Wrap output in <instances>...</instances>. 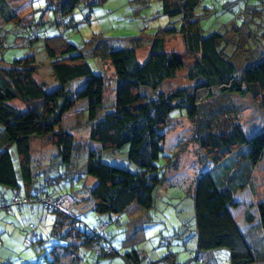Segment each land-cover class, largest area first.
I'll return each mask as SVG.
<instances>
[{"label":"trees","instance_id":"16d2710c","mask_svg":"<svg viewBox=\"0 0 264 264\" xmlns=\"http://www.w3.org/2000/svg\"><path fill=\"white\" fill-rule=\"evenodd\" d=\"M81 1L85 0H50L61 15L70 14ZM201 1L163 0L162 12L169 17H180L181 24L159 28L150 39L148 57L140 63L137 59L140 44L117 48L112 39L94 36L81 46L59 35L50 38L43 28V21L33 17L23 25L8 0H0L1 19L5 25L17 29V33H12L13 44L31 49L43 41V50L50 59L57 81V86L48 90L45 81L36 79L39 65L35 53L11 62L0 58V187L14 193L10 199L12 203L6 205L1 201V205H5L1 207L11 210V205L30 206L31 209L39 206L56 214L54 233L71 237L76 234L70 224H78L83 227L81 234L85 241L97 246L98 257L114 255L115 244L108 232L111 225L120 227L124 213L133 206L145 211L155 206L156 193L165 180L159 163L163 158L170 159L163 149L164 129L174 110L180 109L193 120L199 114L200 91L211 97L218 89L228 95H250L264 111V38L261 49L254 50V59L238 71L235 61L224 50L225 34L217 30L204 35L196 14ZM245 1L241 26L232 28L237 30L247 25L248 29L256 27L255 30L264 35L262 11L250 5V0ZM69 25L74 26V23ZM0 33L2 53L10 44L9 35ZM177 35L182 37L186 51L196 56L190 78L200 80L195 86L165 92L162 84L185 67L181 56L166 50L167 39ZM254 37L257 39L253 36L247 40L252 49L255 45L258 48ZM87 56L100 61L109 59L114 67L116 87L110 109L104 110L106 77L101 71L98 74L92 69ZM81 116H86L90 142L100 145L101 151L89 150L83 170L77 171L73 165L77 150L74 129ZM36 140L57 149L59 161L71 168L60 178L71 180L73 184L81 180L79 189L57 194L41 182L38 165L42 168L44 164L35 161L32 150ZM198 142L215 166L199 177L194 190L192 237L198 252L226 249L230 264H264V200L256 205V219L250 210L246 211L245 225H240L233 213L239 206L237 191L250 185V176L264 156V132L248 138L242 128L234 124L226 133L205 132ZM125 146H128L127 159L135 169L104 161L103 150ZM13 147L18 165L11 152ZM50 162L47 161V165L51 169ZM88 178L94 180V185L87 184ZM84 191L89 194L94 215L106 216L93 228L86 226L76 213L79 202L69 214L43 202L44 197L54 200L65 195L80 196ZM16 196L29 203L15 204L13 198ZM104 224L107 226L101 230ZM67 226L68 230L65 229ZM255 227L262 228V247L255 246ZM36 230L37 227H33L34 234ZM180 236L187 241L186 231ZM43 241L38 239L37 243ZM173 242L170 239L166 244L169 246ZM174 256L173 251L170 252L172 264L175 260L170 258ZM126 258L130 264H159L134 248ZM190 258V261L198 260L199 254L190 252Z\"/></svg>","mask_w":264,"mask_h":264},{"label":"rangeland","instance_id":"374dc122","mask_svg":"<svg viewBox=\"0 0 264 264\" xmlns=\"http://www.w3.org/2000/svg\"><path fill=\"white\" fill-rule=\"evenodd\" d=\"M8 2L23 25L29 23L33 17L36 21H43L45 23L43 28L50 38L59 35L81 46L94 36L112 39L117 48L140 44L137 50V59L140 63L148 57L150 39L159 28L179 27L181 24L180 17H169L162 12L163 0H85L68 15L57 13L50 0ZM249 4L262 11L264 16V0H250ZM245 7V0H202L196 9L205 36L217 30L225 34L224 50L233 58L238 71H242L248 62L254 59V50L261 49L264 38L262 32L256 31V27L252 30L248 29L247 25L237 30L232 28L235 25L241 26V15ZM73 23L74 26L69 25ZM0 32L9 35L7 37L10 44L0 53V58L11 62L35 53L39 65L36 79L45 81L48 90L54 89L57 81L53 77L50 59L43 50L44 42H37L31 49L14 45L12 33H17V29L16 27L13 29L10 24L5 25L1 17ZM253 36H256L257 39L254 37V40L258 44V48L254 46L255 49L247 45L248 38ZM166 50L181 56L185 61V67L173 78L167 79L162 84V90L169 92L180 87L195 86L200 79H191L190 72L196 56L186 51L182 37L170 36L166 41ZM101 60L87 56L92 69L98 74L101 71L106 77L104 94L106 110L113 104L116 76L109 59ZM208 95L207 92L200 91L199 114L193 120L180 109L171 113L168 125L164 129L163 142L165 154L170 159L163 158L159 163L165 173V180L156 193L155 206L147 211L133 206L124 213V221L120 227L111 225L108 232L115 244L116 254L98 257L95 250L97 246L85 241L81 234L83 227L78 224H70L76 234L71 237H62L60 232L54 233L55 213L40 209L35 220L32 216L27 219L29 217H26L25 213L21 215L16 205L12 206V210H7L1 207L5 205H1L0 201V264L6 261L10 264H26V261L27 264H130L126 254L132 248L143 251L147 258L159 261V264H172V261H169L172 251L175 258L170 259H174L175 264H230L228 250L198 252L196 240L192 237L195 228L196 182L201 175L215 168L212 159L198 141L205 132L226 133L231 131L234 124L239 125L248 138L264 132V111L250 95H228L218 89L214 91L213 96ZM89 132L86 116H81L79 124L74 129L77 150L73 165L77 171L83 170L89 150L101 151L100 145L90 142ZM1 138L0 132V143ZM49 145L42 140H36L32 145L35 161L44 164L42 168L38 165V169H41L39 171L41 182H44L52 193L57 194L72 193L79 189L81 180L73 184L71 180L60 178V175L71 168L59 161L57 149ZM127 150L128 146L112 151L103 150L102 155L104 161L109 164L135 169L127 159ZM11 152L15 164L18 165L15 147ZM47 161L48 163L51 161V169L48 168ZM168 161L170 163L167 165ZM250 177V185L238 190L236 194L239 206L233 213L240 225H245L246 211L250 210L255 219L258 217L256 205L264 200V156ZM47 181L50 183H46ZM11 195L10 189L0 187V200L5 196L7 200L3 202L6 205L7 201L9 204L12 203ZM83 208L81 220L86 226L93 228L97 223L94 213L91 210L87 211V207ZM9 215L18 218L17 221L5 222L4 218ZM33 227H37L35 234ZM68 228L67 226L65 229ZM184 231L187 234V241H183L180 236ZM261 233L262 228L253 229L257 247H262ZM38 239H43L44 244L43 242L38 244ZM170 239L174 242L167 246L166 242ZM190 252L199 254V259L190 261Z\"/></svg>","mask_w":264,"mask_h":264},{"label":"crops","instance_id":"0c3cea01","mask_svg":"<svg viewBox=\"0 0 264 264\" xmlns=\"http://www.w3.org/2000/svg\"><path fill=\"white\" fill-rule=\"evenodd\" d=\"M94 180L93 179H91V178H88L87 179V184L89 185V186H92V185H94ZM38 186V185H37ZM87 190V189H86ZM84 193V194H83ZM83 193H81V199H80V201L79 202H81V201H83V202H81L78 206H77V208L75 209L76 210V213L78 214V215H82L84 212H83V207H87V211L88 210H91V212L92 213H94V211H93V204H92V202H91V200H88L89 199V194L88 193H86V191H84ZM14 193L12 192V195H13ZM12 195H11V197H12ZM7 199H6V197L5 196H2V199L0 200V201H6ZM8 203H9V201H7ZM11 206H13V205H11ZM16 209H18V211H19V213L21 214V215H23L24 213H25V215H26V217H29V218H27V219H30V216H32L33 217V219L35 220L36 219V213H38L39 211H40V207L39 206H35L33 209H31V207L30 206H19V205H16ZM13 209V207H11V210ZM94 217L96 218V222H99V221H103V220H105V218H106V216H99V217H96V215H94ZM17 219L18 218H15V217H13V216H11V215H9V216H7L6 218H4V221L5 222H7V223H12L14 220L15 221H17ZM14 221V222H15ZM33 221V220H32ZM22 258V257H21ZM23 259V258H22ZM28 263V261H26V264Z\"/></svg>","mask_w":264,"mask_h":264},{"label":"built area","instance_id":"2783aa9c","mask_svg":"<svg viewBox=\"0 0 264 264\" xmlns=\"http://www.w3.org/2000/svg\"><path fill=\"white\" fill-rule=\"evenodd\" d=\"M81 196L77 195H65L60 198H56L54 200H49L48 198L44 197L43 202L47 204V206H51L57 210L66 212V213H71L74 205L80 201ZM13 202L15 204H21V203H29L27 199L20 198L18 196L13 198ZM107 224H104L100 227L101 230H104L106 228Z\"/></svg>","mask_w":264,"mask_h":264}]
</instances>
